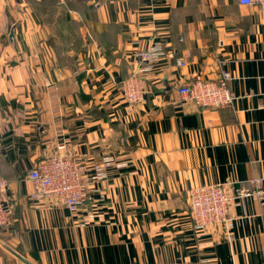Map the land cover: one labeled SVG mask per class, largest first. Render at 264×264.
<instances>
[{
	"label": "crops",
	"instance_id": "0c3cea01",
	"mask_svg": "<svg viewBox=\"0 0 264 264\" xmlns=\"http://www.w3.org/2000/svg\"><path fill=\"white\" fill-rule=\"evenodd\" d=\"M153 37L172 57L127 113L121 83ZM263 57L264 7L239 0H0V264H264V201L231 207L233 240L196 229L188 202L264 178ZM222 72L233 105L179 99ZM57 153L109 163L77 214L30 198V171Z\"/></svg>",
	"mask_w": 264,
	"mask_h": 264
},
{
	"label": "built area",
	"instance_id": "2783aa9c",
	"mask_svg": "<svg viewBox=\"0 0 264 264\" xmlns=\"http://www.w3.org/2000/svg\"><path fill=\"white\" fill-rule=\"evenodd\" d=\"M241 5L264 7V0H239ZM166 57H172L167 52L162 41L151 38L146 49L135 53L133 69L130 75L122 81L121 91L126 103V112L131 113L144 96L145 79L155 70L157 63ZM264 60V57H263ZM179 66L185 65L183 59L178 60ZM231 75L222 72L216 81L196 80L178 89L179 99L194 102L200 107H229L233 105L236 96L228 88ZM64 147H58V150ZM106 163H94L91 167L87 162L65 154L57 153L47 157L29 173V180L37 191L30 195L33 201L45 197H54L72 214L81 210L88 198L91 185L101 178ZM8 185L0 179V233L9 231L11 226L10 210L7 202ZM96 202H103L105 195L97 194ZM254 198L264 201V178L250 181L249 188H238L234 182L195 186L188 191V202L191 219L196 229L209 231L221 229L229 240H233L229 230L232 219L230 209L238 200Z\"/></svg>",
	"mask_w": 264,
	"mask_h": 264
},
{
	"label": "water",
	"instance_id": "95a60500",
	"mask_svg": "<svg viewBox=\"0 0 264 264\" xmlns=\"http://www.w3.org/2000/svg\"><path fill=\"white\" fill-rule=\"evenodd\" d=\"M11 36H13V32L11 33Z\"/></svg>",
	"mask_w": 264,
	"mask_h": 264
},
{
	"label": "rangeland",
	"instance_id": "374dc122",
	"mask_svg": "<svg viewBox=\"0 0 264 264\" xmlns=\"http://www.w3.org/2000/svg\"><path fill=\"white\" fill-rule=\"evenodd\" d=\"M121 93H122V91H121ZM123 97V96H122ZM123 100H124V98H123Z\"/></svg>",
	"mask_w": 264,
	"mask_h": 264
}]
</instances>
